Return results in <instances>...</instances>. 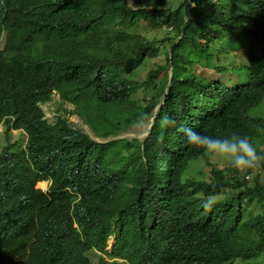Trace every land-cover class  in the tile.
Returning <instances> with one entry per match:
<instances>
[{
  "label": "trees",
  "instance_id": "obj_1",
  "mask_svg": "<svg viewBox=\"0 0 264 264\" xmlns=\"http://www.w3.org/2000/svg\"><path fill=\"white\" fill-rule=\"evenodd\" d=\"M133 1L136 10L126 0H0V264L264 262V170L251 181L233 167L229 177L221 169L206 181L181 177L203 154L184 127L247 135L264 154V118L248 114L264 96V0H183L186 22L141 78L136 65L158 49L129 31L147 5ZM242 37L250 41L241 79L223 80L209 50L225 52ZM152 86L146 102L132 97ZM54 91L48 122L39 103ZM62 113L79 116L100 140ZM152 116L142 139L113 138ZM164 116L175 127H161ZM11 128L26 132L24 147L9 141ZM197 193L222 201L198 210Z\"/></svg>",
  "mask_w": 264,
  "mask_h": 264
},
{
  "label": "rangeland",
  "instance_id": "obj_2",
  "mask_svg": "<svg viewBox=\"0 0 264 264\" xmlns=\"http://www.w3.org/2000/svg\"><path fill=\"white\" fill-rule=\"evenodd\" d=\"M127 4L130 6L132 10H136L138 7L135 5L133 0H126ZM147 5L143 6V11L134 16L133 23L131 27H129L130 32H137L139 34H143L146 40H150L153 42V47L158 49V52L155 57H151L149 59H144L141 61L139 65H136V75L137 77L141 78L144 77L146 71L150 68H153L156 63H161L164 60L165 53L168 51L170 44L173 40H169V38L174 37L178 32H180L183 24L186 22V16L183 13V0H169L168 5H166L167 0H154L156 4L153 3L151 0H146ZM161 6L158 8L157 6ZM175 6V10L178 11L177 15L172 17V23H164L160 21L161 14L172 13L173 11H167L166 8H170ZM174 10V11H175ZM242 41L239 43L238 40L234 42L232 47L225 49L227 51L220 52L217 48H210V52L212 54V59L209 60L211 65H222L224 66L225 74L228 76L234 75L238 73L240 67H244L247 64V57L244 51V45L250 41V39L246 37L241 38ZM221 42V40H217ZM203 75H209L208 70L203 69ZM238 74L236 75V78ZM161 79V75L159 79ZM157 80V81H158ZM156 81V82H157ZM156 86V85H155ZM155 86L150 87L147 90H143L139 88L137 91L134 92L132 97L137 102H146L147 99L153 94V90ZM56 101H57V94L53 93L49 101L42 104L41 107L44 111V116L47 118L49 122L53 121L56 109ZM66 108H70L67 104ZM155 110V109H154ZM251 115L261 116L264 117V97L262 101L255 107L251 108L250 110ZM61 113V111H60ZM65 114V113H64ZM150 118L149 120H151ZM68 123L70 126L77 128L81 131L88 133L91 137L95 140H100L97 137H94L90 131V129L82 123L81 118L76 114H72L67 118ZM149 128V122L145 123H135L129 125L126 129L119 131L116 136L113 138H139L142 139L145 136ZM3 127H0V146L4 143V134L2 132ZM10 142H16V147H20L25 142V134L22 131L12 130V133L9 135ZM264 148V147H263ZM209 160V159H208ZM211 163H215L218 166H227L229 163L221 160V159H213L209 160ZM210 169L209 165H206L205 159L203 156H199L189 162L186 171L183 173V176H188L191 174H199L200 177L204 176ZM42 189L46 188V183L44 182L43 186H39ZM218 200L222 196L220 194L213 195ZM203 200V199H201ZM201 200L198 202V208L201 207ZM114 240L113 237L110 236L107 240V247L113 244ZM105 258L108 256L104 255ZM259 264H264L263 261L258 262ZM118 264H126L125 262L119 260ZM226 264H239L237 261H233Z\"/></svg>",
  "mask_w": 264,
  "mask_h": 264
},
{
  "label": "clouds",
  "instance_id": "obj_3",
  "mask_svg": "<svg viewBox=\"0 0 264 264\" xmlns=\"http://www.w3.org/2000/svg\"><path fill=\"white\" fill-rule=\"evenodd\" d=\"M168 3H169V0H167L166 5H168ZM166 10L167 11H174L175 6H172L170 8H166ZM4 40H5V32H1L0 33V47L3 46ZM168 74L170 76V74H171L170 70H168ZM237 74H238V77L236 78ZM234 79L240 80L241 79L240 74L236 73V74L231 75L229 77L223 78V80H227V81L234 80ZM53 93L57 94L56 91H54ZM52 94H51V96H52ZM51 96H50V98H51ZM49 99L47 101H49ZM57 100H58V94H57ZM47 101H45L43 103H39V107L42 111V118L45 120H47V118H45V116H44V111H43L41 105L46 103ZM66 105L67 104H65V106ZM69 106L71 108V105H69ZM157 107H158V105L154 108L155 110L153 112V116L155 114ZM55 114H56V112H55ZM248 114L251 115L250 111L248 112ZM70 115H72V114L71 113H69V114L62 113V116L66 117V118H68V116H70ZM153 116L151 117L152 119H153ZM251 116H255V115H251ZM257 117H261V116H257ZM54 118H55V115H54ZM54 118H53V121H54ZM262 118H264V117H262ZM152 119L149 120V128L151 127ZM160 123H161V127L169 128V127H175L177 121L172 117L164 116L161 119ZM0 127H3L5 129L4 124L0 123ZM12 130L22 131L25 134V142L22 146H20V148L24 147V145L26 143V137H27L26 132L22 128H19V129L11 128L9 130L8 134H7L6 130H5V132L7 135H10L12 133ZM181 131L183 132L184 136L186 137V142L189 145H191L195 149L201 150L203 152V154H199L198 156L192 158L189 162H191L193 159H195L199 156H203L205 159L206 165L210 166L209 171L202 177H200L199 174H191L188 176H183V173L186 171L187 166L189 164V162H188L186 169L183 171V173L181 175L182 178L189 177V176H196L198 179L206 181L211 176L212 172H214L215 169H221L223 171L224 176L229 177L230 171L228 169L230 167H233V168L239 170L240 175H242L247 181H251L254 175L260 174L261 171L264 170V154H261L258 152V150L254 146L251 138L248 137L247 135L241 136L238 134H232L231 136L220 138V137H213V136L206 135V134H201L200 132L195 131L193 128H188V127L182 128ZM146 134H147V132L145 133V135ZM208 159L209 160L221 159V160L228 162L229 164L227 166H218L215 163L209 162ZM39 181H43L46 183L45 189H42V188L36 186V183ZM48 184H49V181H47V180H37L35 182L34 186L37 189L46 190ZM196 195H198L199 199L194 202L195 208L198 210L203 208L206 212H211L212 209L220 201H222L220 198L217 200L215 198V196H213V195H210L207 197H203L200 193H197ZM201 199H203V200H201ZM200 200H201V207L198 208L197 204ZM134 213L137 217V213H138L137 210L134 211ZM109 237H108V239H109ZM113 240H114V238H113ZM226 263L227 262H224L222 264H226Z\"/></svg>",
  "mask_w": 264,
  "mask_h": 264
},
{
  "label": "bare ground",
  "instance_id": "obj_4",
  "mask_svg": "<svg viewBox=\"0 0 264 264\" xmlns=\"http://www.w3.org/2000/svg\"><path fill=\"white\" fill-rule=\"evenodd\" d=\"M43 185H44V182L43 181H39V182L36 183V186H38V187L39 186H43Z\"/></svg>",
  "mask_w": 264,
  "mask_h": 264
}]
</instances>
